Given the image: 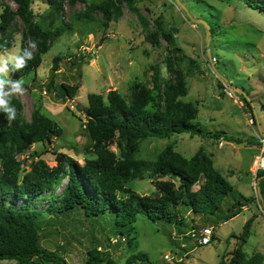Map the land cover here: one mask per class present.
<instances>
[{"label":"rangeland","instance_id":"obj_1","mask_svg":"<svg viewBox=\"0 0 264 264\" xmlns=\"http://www.w3.org/2000/svg\"><path fill=\"white\" fill-rule=\"evenodd\" d=\"M95 1L70 4L65 0L61 12L46 0L32 1L33 20L50 30L62 28V32L42 55L36 74L32 71L19 78L24 80V92L14 96L23 105L26 121L31 120L34 110H40L55 119L62 134L52 135L48 145L36 142L29 150L41 153L50 166L56 165L58 152L80 162L94 157L88 150L90 141L84 130L89 93L105 95L117 89L129 103L131 85L141 82L154 97L148 108L162 110L165 89L177 88L181 73L185 92L176 100L193 106L192 122L205 135L182 132L166 138L147 137L140 141L136 157L153 161L167 147L186 158L205 156L212 168L233 185V190L223 198L221 210L215 214L193 213L178 205V217L182 218L179 225L152 221L137 213L130 225L131 243L125 235L118 240L113 212L85 217L79 206L60 213L43 211L41 245L49 250L60 249L67 264H85L87 251L93 246L108 251L118 264H171L164 259L165 254L175 264H226L245 221L253 216L242 251L247 258L262 256L259 264H264V173L257 176L254 170L259 149L257 143L251 142L264 136V11L250 8L241 0H135L137 11L124 4L122 15L104 27L102 13L92 6ZM5 7L15 8V3L0 0V13ZM156 18H160L164 30L172 32L177 51L161 37L158 46L146 40ZM23 30L24 25L15 19L10 28L11 47L0 51V55L20 52L22 46L34 50L24 40ZM54 56L59 57L55 85L79 84L73 99L60 98L55 88L47 90L44 86ZM180 56L192 59L197 66L189 64L187 58L180 60ZM8 78L13 79L12 71ZM243 94L250 101L256 121L241 99ZM76 105L81 111L75 109ZM3 118L10 122L6 115ZM111 149L120 156L116 144ZM66 180L63 176L53 187L49 202L58 201ZM126 187L139 195L159 193L156 180L150 178L130 180ZM247 196L253 200L239 214L225 222L219 220L233 202ZM206 226L214 231L208 244H197L188 236L191 230ZM139 252L145 253L147 259L127 262L131 254ZM0 264L16 262L0 260Z\"/></svg>","mask_w":264,"mask_h":264},{"label":"trees","instance_id":"obj_2","mask_svg":"<svg viewBox=\"0 0 264 264\" xmlns=\"http://www.w3.org/2000/svg\"><path fill=\"white\" fill-rule=\"evenodd\" d=\"M33 0H13L15 8L5 7L0 13V51L11 47L10 28L15 21L24 25L23 38L36 43L33 59L27 66L13 72V79L35 72L41 63V57L51 47V41L60 36L62 28L50 30L43 28L33 20L31 4ZM65 0H46L55 11L61 12ZM72 4L77 0H66ZM85 1V0H78ZM250 8L264 11V0H241ZM126 4L137 11L135 0H97L92 2L94 9L102 13V24L108 27L111 20L118 19ZM143 26L146 23L140 18ZM154 29L146 40L152 46L159 45L163 38L173 51H177L171 31L164 30L160 18L154 21ZM211 29V27H210ZM102 40V38H101ZM101 43V42H100ZM99 43V44H100ZM26 49L22 46L20 52ZM180 60L187 57L180 56ZM188 63L195 65L192 59ZM59 57L52 59L51 74L44 86L47 90L56 89L55 95L63 99H73L79 87L78 83H60L55 85L54 74L59 68ZM197 66V65H195ZM178 87L167 86L165 106L162 110H151L148 105L154 100L151 90L141 82L130 87L128 103L117 89H110L105 95L89 93L88 106L84 110L86 123L84 130L90 145L88 150L94 155L80 162L73 157L58 152L56 165L50 166L40 157L39 152H31L32 144L62 134V128L52 117L40 110H34L31 120L26 121L23 105L14 95L10 105L16 109L14 120L7 122L0 111V260H14L16 264H67L59 250H49L41 245L40 222L43 211L60 213L71 211L79 206L85 217H93L106 211L114 213L116 233L130 234L137 213H143L152 221L164 220L182 224L178 217V205L188 207L193 213L215 214L221 210L223 198L233 190V185L216 169L212 168L205 156L186 158L167 147L155 160L137 158L139 143L147 137L166 138L173 133L189 132L205 135L204 131L192 122L195 109L190 103L176 100L184 94V77L178 74ZM247 111L254 116L253 108L245 94L241 95ZM212 136L218 137V133ZM251 142H257L253 138ZM116 144L120 156L111 149ZM29 151V169L21 170L16 157L18 152ZM66 167V169H65ZM23 172L22 174H20ZM65 176L66 184L57 202H49L53 187ZM150 178L156 180L158 195H139L126 183L133 179ZM194 185L197 188L194 189ZM126 194V197L120 195ZM253 197H243L228 208V213L219 217L221 222L239 214L242 207L250 203ZM43 202H48L45 206ZM253 222L248 218L238 235V243L229 253L226 264H259L262 256L245 257L242 245L247 241ZM193 227V225H192ZM125 229V231L123 230ZM214 238V233L212 234ZM145 253L131 254L128 263L145 260ZM85 264H118L108 251L97 246L87 251Z\"/></svg>","mask_w":264,"mask_h":264},{"label":"clouds","instance_id":"obj_3","mask_svg":"<svg viewBox=\"0 0 264 264\" xmlns=\"http://www.w3.org/2000/svg\"><path fill=\"white\" fill-rule=\"evenodd\" d=\"M31 48L36 47V43L30 44ZM33 53L27 48L21 52L0 55V111H2L8 121H12L16 117V109L10 105V97L16 94H23V79H10L8 74L10 71H19L27 66V62L32 60ZM7 89V90H6Z\"/></svg>","mask_w":264,"mask_h":264},{"label":"built area","instance_id":"obj_4","mask_svg":"<svg viewBox=\"0 0 264 264\" xmlns=\"http://www.w3.org/2000/svg\"><path fill=\"white\" fill-rule=\"evenodd\" d=\"M258 149L259 152L256 154L253 167L256 172L258 171H264V136H259L258 138ZM17 159L20 162V168L21 170H27L29 169V162H30V154L29 151H22L18 152L16 154ZM212 234H213V229L212 227L206 226L198 231L191 230L188 233V236L196 241L197 244H208L212 240ZM123 237H121V240ZM117 240V239H116ZM164 259L170 261L171 264H175L172 261V258L169 257L168 254L164 255Z\"/></svg>","mask_w":264,"mask_h":264},{"label":"water","instance_id":"obj_5","mask_svg":"<svg viewBox=\"0 0 264 264\" xmlns=\"http://www.w3.org/2000/svg\"><path fill=\"white\" fill-rule=\"evenodd\" d=\"M75 109H76L77 111H81V108H80L78 105H76ZM48 143H49V140L47 139V140H46V145H48Z\"/></svg>","mask_w":264,"mask_h":264},{"label":"crops","instance_id":"obj_6","mask_svg":"<svg viewBox=\"0 0 264 264\" xmlns=\"http://www.w3.org/2000/svg\"><path fill=\"white\" fill-rule=\"evenodd\" d=\"M256 143H257V142H255V144H256ZM260 173H264V171H258L257 176H258ZM245 207H246V206H243V207H242V210H243ZM242 210H241V211H242ZM230 219H231V218H230ZM213 233H214V231H213Z\"/></svg>","mask_w":264,"mask_h":264}]
</instances>
